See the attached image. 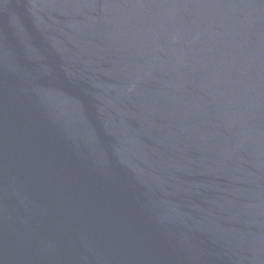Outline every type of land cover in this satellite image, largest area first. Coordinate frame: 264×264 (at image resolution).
I'll list each match as a JSON object with an SVG mask.
<instances>
[{
    "label": "water",
    "instance_id": "obj_1",
    "mask_svg": "<svg viewBox=\"0 0 264 264\" xmlns=\"http://www.w3.org/2000/svg\"><path fill=\"white\" fill-rule=\"evenodd\" d=\"M0 264H264V0H0Z\"/></svg>",
    "mask_w": 264,
    "mask_h": 264
}]
</instances>
